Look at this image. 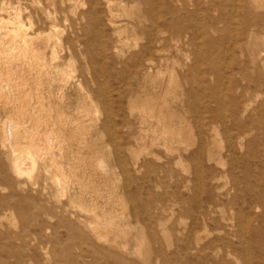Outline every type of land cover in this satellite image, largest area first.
Listing matches in <instances>:
<instances>
[{
    "label": "rangeland",
    "instance_id": "rangeland-1",
    "mask_svg": "<svg viewBox=\"0 0 264 264\" xmlns=\"http://www.w3.org/2000/svg\"><path fill=\"white\" fill-rule=\"evenodd\" d=\"M52 1L53 0H43V2L37 3L35 0H19V3H21L20 5L18 0H0V8L1 5L4 4L6 11L5 13L4 9H0V50H2V52L6 51V53H8V49H12V46L13 48H18H16L17 52L20 51L18 40L17 44L19 45L16 43L14 44L12 41H9L11 36L7 35L9 32L8 29L12 28V26L18 27V25L22 24L23 31L29 35L33 34L31 36L33 37L32 40L34 39V36H37L35 32H39V34L42 30L44 32H41L40 39H37L39 38V36H37L33 42L30 37L28 44V47L30 48L28 56H30V54L31 56L38 55V60L40 59L39 61L37 59V61L31 60V62L27 64L22 60V62H20L19 59L15 60L12 57L10 59L8 58V63L10 61L11 63L9 64H12L11 66L14 67L11 68L10 65V68L8 66L5 67V65H8L5 64L0 68L1 72L2 68L4 70L2 72V78L3 76L11 78L14 75L15 79L12 77V82L15 80L14 83L19 85L20 90L22 89L20 93L24 94L25 92L28 100H30L28 101L26 97V102H23L22 104H18L19 102H17V104H15L17 108L15 105L14 108L11 103L9 105L5 103V101H3V103L0 102V153L8 148H3L2 145H12L16 148H23L24 145L28 143L25 132L31 133L38 131V137L41 141L39 143H41L42 146L46 145L44 136L51 134L53 142H56L53 145L54 148H52L51 153H53L56 163L60 165V178L67 181L65 187L66 195H58V193L55 192L58 187H46V190H52V195L54 196H51L48 201H46L43 196L42 199L37 198L36 201H34V204H29V202L19 199L17 196L13 197V195L11 197L13 194L12 190L10 187L8 188V184L0 179L2 182V184L0 182V213H2L0 217V264H111L108 260L103 258L100 259L98 255L93 254L92 248L87 247L80 242L79 236L71 235V233L68 234L69 232L64 226L62 227V225H58L57 218H48L40 212L39 209L45 207L50 208L56 204L57 201L67 204L69 199H72L74 205L77 207L86 210L91 208L94 209L96 207L94 211L99 215L106 213L107 210L109 211L111 208L118 209L119 211L123 210L126 214H129L132 211V202L127 196L130 191H138L141 200H144V202H150V211H148L150 215H156L155 209L157 207L163 210L160 216L167 227V232H169H166L165 235L158 234L156 236V242L149 240L150 244L147 243V247H145L144 251L147 252L145 258L149 259L148 264H162V260L159 263H155V258H157L156 253L160 250L168 256L172 264H184V262L186 263V260L188 263L198 262L199 264H246V259H248L249 262L252 261L250 264H264V218L262 217L264 214V106H262L264 104V70L260 72L262 77L252 73L251 70L248 71V75L250 78L252 77V80H257V77L259 79L261 78V80H257L260 84L258 90L253 88L245 89L246 81L242 79L241 75H239L240 78H238V71L243 66L242 62L247 60V55L240 54L238 50L234 53L231 52L230 54L232 49L231 41H229L228 33H224L225 30L223 31V29L231 26L228 19L230 15L233 16L232 8L234 5L232 0H199L201 3L197 7H195L196 5H193L195 4V0H180L179 2H177V0H169V4H172L176 10L173 18H179V32L171 29L163 35V37L167 39L173 37V40L168 41L166 51L158 52L156 54L153 69L150 73L151 76L147 79H143L144 77L142 74L136 75L137 68L133 67L132 64H134V59L131 57L133 53L138 52L141 49L140 47L145 44V37L142 33L147 27H149V21L146 19V16H148L149 13L147 5L138 1L135 2L134 0H110L111 6L106 5V0H97L94 3L89 0ZM101 1L103 5L102 3H99ZM51 2L52 4L54 3V5H52ZM15 3L20 5V7L22 6L21 10L23 9L21 11L23 16L21 15L22 18L20 16V19L22 20H20V23L12 18L14 16L12 6H16ZM219 4L221 6H219ZM42 6L49 12H52V16L55 15V29H58L55 31H57L56 33L59 32L56 34L57 36L53 34V31L47 26L45 27L40 24V27H38L39 23L37 17L39 18L40 13L37 12V9ZM181 7L185 8V10H181ZM102 9L103 12H101ZM107 9L110 10V12ZM194 9L195 12L193 11ZM89 11H91V13ZM157 11H159V16H166L168 18L172 17L168 15L163 8L158 9ZM53 12H55V14ZM109 14L113 15V18ZM237 14L238 15L235 17H238L237 20L242 22H245V19L247 20V15L243 12L240 11ZM189 15L192 18L190 19L193 20L192 22L189 20ZM239 16L243 20L239 19ZM199 20H201V23ZM213 20L218 29V32L216 33L211 30V26H215ZM110 23H112V25ZM113 25H116V27ZM23 26L27 29L25 30ZM35 28L39 31L37 32ZM236 28L237 25H233L232 31L235 32ZM44 30L47 31L45 32ZM3 36H7V38L4 39ZM54 38L59 39L56 40ZM209 38L211 41L214 40L212 44L210 43L211 41H209ZM259 38L257 39L258 45H264V38L262 36ZM66 39H69L71 43L69 40L66 41ZM55 41H59L58 43L60 44L58 45ZM30 42H32L33 45ZM214 44L217 47L214 46ZM67 45L69 47L68 49L66 48ZM108 47L109 49H107ZM213 47H215V49H213ZM34 48L37 49L36 52ZM62 48H64V50H62ZM32 49H34V51ZM106 49L108 51H106ZM115 50L118 52H115ZM104 51L106 53H104ZM66 52L71 54H67ZM211 52L216 54V56L214 54L212 55ZM109 55L110 58H108ZM5 56L4 59H7L8 55ZM52 57H56L57 61H53ZM161 58H168V64L166 61L160 60ZM66 59H68V62L70 60V62H65ZM13 60L14 63H12ZM50 61L53 62L51 63ZM18 62H20V64ZM123 62L125 65H123ZM58 63L60 65H58ZM113 63L115 65H113ZM38 64L45 66L46 75L44 72L37 77L36 70L38 69ZM21 66L22 68H20ZM25 66L28 67L23 69ZM6 68L8 70H6ZM57 68H61L60 70L64 68L66 72H71V76H74L73 79L67 78L66 80V76L63 75L66 74V72L63 70L60 71ZM113 68H115V70ZM209 68L210 70L207 71ZM121 69L124 70L122 71ZM206 71H210L209 76L206 74ZM22 73L25 75H22ZM171 75L173 77V83H170ZM17 76L18 78L20 77L19 80H17ZM23 76L25 78H23ZM26 76H29L30 79ZM136 77L139 80L136 79ZM198 77L203 78L205 82L206 79L207 82H210H208L209 84H207V82L205 83L207 85L205 88L207 91L204 90V93H201V91L197 93L193 90L194 85L191 84V81H194V78ZM205 77L207 78L205 79ZM182 78L184 79L182 80ZM26 79L27 83L32 88L29 89V85L27 87V83L24 82ZM38 79L41 83L38 82ZM134 79L137 81V85H135L136 81ZM187 80L190 84H187ZM18 81L19 83H17ZM138 81H140V83ZM45 82L50 85H47ZM236 82L239 83L234 86ZM261 82H263V85ZM35 83L36 86H38L37 89L35 88ZM39 84L43 87H40ZM23 86L25 87V90ZM63 87L64 89H61ZM209 87L213 89H210ZM39 88L41 92L39 91ZM190 88H192V90ZM215 88L218 89V92L222 93L225 103L224 110L227 112V114L225 113L226 116L231 112L233 104H247V101L245 100H247V98L249 99V112L244 113V115L242 113V115H240V113L237 114V116L239 115V118L241 117V123L243 124L245 122L249 127L246 133L239 136L238 128L233 126L229 120L225 121L226 125H222L219 122H212L210 119V125L208 124L209 122H206L209 118L208 115H210L209 108L215 109L216 107V100H214L213 97L217 94ZM37 90L38 93L40 92L39 94H37ZM167 90L170 92L169 94ZM233 90H237L234 92H237V96L241 93L244 94L245 91L247 93L244 95L245 97L243 99H238L239 97L233 99ZM34 93L35 95H33ZM259 93L260 95H257ZM118 94H122V96H119ZM37 97L41 100H38ZM116 97L118 98L116 99ZM196 97L203 99L201 101L207 106V109L204 112V116L207 118L205 120L206 124L204 123L205 125L201 129V134H199L200 132L197 124H195L197 114L193 112L194 107L197 106ZM228 97L231 100H229ZM34 98L37 99L35 100ZM49 98L51 100H49ZM189 99L193 100L191 101ZM211 99L212 101H210ZM32 100L35 102V106L33 105ZM158 100H161V102H158ZM259 100H261V102ZM107 101H109L108 107H110L109 112L111 118V126L109 123L108 127L105 126V121L108 118V110H106ZM27 102L33 105L35 109L38 108L34 110L29 103L26 104ZM37 103L39 106H36L38 105ZM40 106L43 108L41 107L39 110ZM212 106L213 108H211ZM18 110L20 113H18ZM150 110L155 117H157V115L163 116L165 122L162 123V125H164L167 130L171 129L170 133L167 134L168 136L164 139H159L160 141L155 139V134L157 133L156 135L159 137L158 135L162 129L160 128L161 126H157L156 128V119L151 120V126L149 125L150 122L145 125H140L139 123V115H147ZM188 110H190L191 113L188 114ZM156 111H158V114ZM165 112L168 116L167 114L165 116ZM261 112L262 115L260 116ZM47 114H49L50 117ZM248 114L251 116V120H257L258 126L256 127H259L258 130H255L254 127H251L250 129ZM39 116L42 117L40 118ZM186 117L187 119H185ZM63 119L66 120H64V123ZM49 120L52 122L50 123ZM182 120L184 121L181 122ZM53 121L55 122L54 124ZM10 123L17 124L18 129L13 128V136L8 138L5 134L9 131ZM60 123H62V125ZM21 125L23 127H21ZM208 126H211L212 128L210 127V129ZM149 127L150 129L156 128V130L153 129L154 131H152L151 129L149 131ZM27 128L28 131L26 130ZM258 139L260 141H258ZM164 140L166 141V144L164 143ZM251 142L254 143L249 145ZM255 143H257L258 146H255ZM56 144H59L60 146L58 147L62 146V148H56ZM168 144H171V146ZM165 147L169 150H166ZM231 148L234 149L232 150ZM230 149L231 152H228ZM230 153L231 155L233 153V157ZM258 154L262 155V158ZM251 155L252 159L254 158V163H252ZM187 156L190 160H188ZM243 156L244 159H241ZM49 157L50 156H47V159ZM210 159L212 160L210 161ZM135 163H137L136 168ZM44 164L39 162L41 168L34 178L37 183L36 186H41L46 180H48L44 174ZM253 165L254 167H252ZM125 168L129 171L128 176H126ZM197 169L200 170L201 173H198L199 171ZM255 176L256 178H254ZM257 184H259V186ZM203 189H205V192L202 191ZM29 191V196L35 198V192L33 190ZM47 193H49V191ZM204 194L207 195L205 196ZM134 201L137 206H140L139 211L144 217H142L143 219H138V226L144 227V224L147 223L149 214L145 212L144 207H141L136 200ZM251 204L252 207L250 206ZM261 206L263 208H261ZM252 208H254V210ZM183 210H185V212ZM189 210L190 212L197 211L196 213H199V221H197V224L194 223ZM204 214L206 215L203 216ZM200 215L203 216L204 219L200 217ZM261 217L263 218V223L261 222ZM130 220L134 221L135 219L134 217H130ZM211 220H213L214 223ZM203 221L205 224H202ZM43 222L51 225L52 229H40L39 226L42 225ZM258 223L260 226H258ZM193 229L195 230L194 233L202 238L201 244L213 242V245L216 247L207 248L204 251L205 253H199L197 254L198 256L194 255V250L188 252L184 251V254L183 252H180L181 254L179 253L178 256H176V247L181 248L183 244L181 238L183 235L186 236V234L188 235L190 232L192 233ZM241 231L247 237H245L244 234H239ZM148 233L149 230L144 229V235L148 237ZM166 240L169 241L166 242ZM166 243L170 244L167 245ZM151 245L153 246L151 247ZM157 247L160 248V250L157 249ZM259 252L260 254H258ZM183 259L185 260L183 261ZM135 264L142 263L136 261Z\"/></svg>",
    "mask_w": 264,
    "mask_h": 264
},
{
    "label": "bare ground",
    "instance_id": "bare-ground-1",
    "mask_svg": "<svg viewBox=\"0 0 264 264\" xmlns=\"http://www.w3.org/2000/svg\"><path fill=\"white\" fill-rule=\"evenodd\" d=\"M54 1V0H53ZM52 1V2H53ZM89 1H92L93 3L94 2H96L97 0H89ZM123 1V0H122ZM135 2L136 1H138V2H141L142 4H145V5H147L148 6V9H149V13H148V16H146L147 18L146 19H148V21H149V27H147L144 31H143V35H144V37H145V44H143L142 45V47H140L141 49L138 51V52H136V53H133L132 55H131V57L134 59V64H132L133 65V67H135V68H137V71H136V75L137 74H142V76L144 77L143 79H147V78H150V73H151V70L153 69V65H154V62H155V56H156V54L159 52H163V51H166L167 50V43H168V41H171V40H173V37H170V38H164L163 37V35L164 34H166V32H169V30H171V29H173L174 31H176V32H179L178 30H179V28H178V25L180 24L179 23V18L178 19H176V18H173L174 17V14H175V9H174V7L172 6V4H169L170 3V1L169 0H134ZM176 1V0H175ZM180 0H177V2H179ZM211 1V0H210ZM14 2V1H13ZM12 2V3H13ZM17 2V1H16ZM35 2H37V3H41V2H43V0H35ZM52 2H51V4H52ZM126 2V1H125ZM195 2V4H193V5H196L195 7H197L201 2L199 1V0H195L194 1ZM232 2H233V8H232V10H233V12H232V14H233V16H229V21H230V25L233 27V25H237V28L235 29L236 31L235 32H233L232 31V27L230 26H228V24H227V28H225V29H223V31H224V33H228V35H229V41H231L230 43H231V51H230V54H231V52L232 53H234L235 51H237L238 50V52L240 53V54H245V55H247V57H246V59L247 60H245V61H243L242 62V64H243V66H242V68L241 69H239V71H238V78H240L239 77V75H241L242 76V79L243 80H245L246 81V87H245V89H251V88H253V89H257L258 90V87H260V84L258 83V81L259 80H261V78L259 79L258 77H257V75L259 76L260 75V72L262 71V70H264V45H262V46H259L258 45V43H257V39L259 38V37H263L264 38V0H232ZM18 3H19V0H18ZM99 3H102V1L101 2H99ZM98 3V4H99ZM16 4V3H15ZM20 5H21V3H19ZM121 4V3H120ZM20 5H18V4H16V6L15 5H13L12 6V9H13V11H14V16L12 17V18H14L16 21H18V23H20V16L22 15L23 16V14H21L22 12V10H21V8H22V6L20 7ZM42 5V4H41ZM52 5H54V3L52 4ZM94 5V4H93ZM97 5V4H96ZM102 5H103V3H102ZM106 5L108 6V5H110L111 6V4H110V0H106ZM213 5V4H212ZM90 6V5H89ZM109 6V7H110ZM219 6H221L220 4H219ZM219 6H218V8H219ZM11 7V6H10ZM54 7V6H53ZM100 7H101V5H100ZM26 8V7H25ZM92 8V7H91ZM107 8V7H106ZM164 9L165 10V12L168 14V15H170V16H172V17H170V18H168V17H166V16H159L158 15V12L159 11H157L158 9ZM193 8H194V6H193ZM199 8H201V7H199ZM0 9H4V11H5V5L4 4H2L1 5V8ZM53 9V8H52ZM94 9V8H93ZM109 9V8H108ZM107 9V10H108ZM181 10H185V8H180ZM26 10V9H25ZM92 10V9H91ZM95 10V9H94ZM94 10H93V12H94ZM220 10V9H219ZM12 11V12H13ZM96 11V10H95ZM99 11V10H98ZM109 12H110V10H108ZM163 11V10H162ZM194 12H195V9L193 10ZM243 12L244 14H246L247 15V20L245 19V22H242V21H239V20H237V18H235L238 14V12ZM37 12L38 13H40V15H39V18L37 17V21H38V27H40V24L42 25V26H47V27H49V29L51 30V31H53V34H58V33H56L57 31H55V30H58V29H55V22H56V20H55V15H53L52 16V12H49L45 7H40L39 9H37ZM90 13H91V11H89ZM101 12H103V9H102V11ZM145 12V11H144ZM185 12V11H184ZM5 13H6V11H5ZM54 14H55V12H53ZM88 13V12H87ZM95 14V13H94ZM98 14V13H97ZM111 14H112V12H111ZM164 14V13H163ZM185 14H186V12H185ZM199 14V13H198ZM96 15V14H95ZM110 15V14H109ZM166 15V14H165ZM187 15V14H186ZM22 16H21V18H22ZM112 18H113V15H110ZM193 16H194V14H193ZM192 16V17H193ZM241 16V15H240ZM239 16V17H240ZM243 16V15H242ZM110 17V18H111ZM186 17V16H185ZM184 17V18H185ZM189 17V20H191L192 18L190 17V15L188 16ZM195 17H196V14H195ZM194 17V18H195ZM222 17H223V15H222ZM191 18V19H190ZM224 18V17H223ZM222 18V19H223ZM185 19H187V18H185ZM221 19V18H220ZM225 19V18H224ZM239 19H242L241 17L239 18ZM94 20V19H93ZM112 20V19H111ZM114 20V19H113ZM243 20V19H242ZM22 21V20H21ZM95 21V20H94ZM146 21V20H145ZM193 20H191V22H192ZM195 21H197V20H195ZM200 21V23H201V20H199ZM214 21V20H213ZM220 21H222V20H220ZM12 22H14V21H12ZM11 22V23H12ZM92 22V21H91ZM108 22H110V21H108ZM108 22H106V23H108ZM113 22V21H112ZM185 22V21H184ZM184 22H182V23H184ZM217 22V21H216ZM10 23V24H11ZM97 23V22H96ZM105 23V24H106ZM148 23V22H147ZM181 23V24H182ZM189 23V22H188ZM222 23V22H221ZM13 24V23H12ZM111 25H112V23H110ZM114 24V23H113ZM130 24V23H129ZM132 24V23H131ZM195 24V23H194ZM214 25H215V21H214V23H213ZM217 24V23H216ZM33 25H34V23H33ZM117 25V24H116ZM116 25H113V26H115L116 27ZM140 25V24H139ZM201 25V24H200ZM210 25H211V23H210ZM225 25V24H224ZM28 26V25H27ZM31 26V25H30ZM35 26V25H34ZM97 26H98V24H97ZM203 26H204V24H203ZM207 26H209V25H207ZM226 26V25H225ZM1 27V26H0ZM33 27V26H32ZM210 27V26H209ZM224 27V26H223ZM23 28L26 30L27 28H25L24 26H23ZM200 28V27H199ZM36 29V28H35ZM34 29V30H35ZM44 29H46V28H44ZM48 29V28H47ZM1 30V29H0ZM181 30V29H180ZM211 30L212 31H214L215 33L216 32H218V29H217V27H216V25L214 26V27H212L211 26ZM8 34L7 35H10L11 36V39L9 40V41H12L14 44L16 43L17 44V40H18V42H19V44H20V51L19 52H17L16 51V48L14 47L13 48V46H12V49L11 48H9L8 49V53H6V51L5 52H2V50H0V68L2 67V65H5V64H8V65H5V67H9V63H11L10 61H9V63H8V58L10 59V58H12L13 57V59H19L20 60V62H22V61H24V62H26L27 64L28 63H30L31 62V60H38V55L36 56H31V54H30V56H28L29 55V47H28V44H29V41H30V37L33 35V34H31V35H29V34H27L25 31H23L22 30V24L21 25H18V27L16 26V27H13L12 26V28H10V29H8ZM36 31L38 32L39 30H37L36 29ZM41 31V30H40ZM45 31V30H44ZM47 31V30H46ZM45 31V32H46ZM137 31V30H136ZM142 31V30H141ZM2 32V31H1ZM33 32V31H32ZM42 33H44L43 32V30L41 31ZM41 32H40V34H39V32L38 33H36L35 32V34L37 35V36H39V38H37V39H40V35H41ZM51 33V32H50ZM202 33V32H201ZM208 33H209V30H208ZM2 35V34H1ZM136 35H138V34H136ZM207 35V34H206ZM37 36H34V39L32 40V38L33 37H31V40H32V42L35 40V37H37ZM54 36V35H53ZM57 36V35H56ZM58 36H60V35H58ZM107 36V35H106ZM139 36V35H138ZM4 37V39L5 38H7V36L5 37V36H3ZM9 37V36H8ZM43 37V36H42ZM205 37V36H204ZM208 37V36H207ZM206 37V38H207ZM0 38H1V36H0ZM57 38V37H56ZM56 38H54V39H56ZM69 38V37H68ZM107 38V37H106ZM205 38V39H206ZM59 39V38H58ZM58 39H56V40H58ZM210 39V38H209ZM208 39V40H209ZM220 39V38H219ZM260 39V38H259ZM62 40V39H61ZM67 40H69V39H66V41ZM108 40V39H107ZM213 40V39H212ZM218 40V39H217ZM221 40V39H220ZM264 40V39H263ZM207 41V40H206ZM209 41H211V39L209 40ZM214 41V40H213ZM213 41H211L210 43L212 44V42ZM222 41V40H221ZM32 42H30V43H32ZM55 42H57V44L59 45L60 43H58L59 41H55ZM69 42H70V40H69ZM116 42V41H115ZM135 42V41H134ZM208 42V41H207ZM217 42V41H216ZM216 42H215V44H216ZM264 42V41H263ZM11 43V42H10ZM62 43H63V41H62ZM66 44H68L67 42H65ZM64 43V44H65ZM71 43V42H70ZM12 44V43H11ZM13 44V45H14ZM19 44H17V45H19ZM53 44H54V42H53ZM108 44V43H107ZM204 44V43H203ZM208 44V43H207ZM214 44V46H216ZM32 45H33V43H32ZM55 45H56V43H55ZM69 45V44H68ZM68 45H67V49L69 48L68 47ZM105 46V45H104ZM109 46V45H108ZM136 46V45H135ZM134 46V47H135ZM161 46V47H160ZM230 46V45H229ZM53 47V46H52ZM106 47V46H105ZM110 47V46H109ZM109 47L107 48V49H109ZM207 47V46H206ZM209 47V46H208ZM212 47V46H211ZM217 47V46H216ZM58 48V47H57ZM70 48H71V46H70ZM111 48V47H110ZM113 48V47H112ZM116 48V47H115ZM114 48V49H115ZM18 49V48H17ZM35 49V52H36V48H34ZM34 49H32L33 51H34ZM54 49V48H53ZM59 49H60V47H59ZM66 49V50H67ZM106 49V51H108ZM213 49H215V47H213ZM55 50V49H54ZM62 50H64V48H62ZM72 50V49H71ZM220 50V49H219ZM117 50H115V52H116ZM209 51V50H208ZM214 51V50H213ZM212 51V52H213ZM217 51V50H216ZM68 52H69V50H68ZM118 52V51H117ZM211 52V53H212ZM219 52V51H218ZM52 53H53V51H52ZM67 53V52H66ZM73 53V52H72ZM88 53V52H87ZM86 53V54H87ZM104 53H106L105 51H104ZM119 53H120V51H119ZM118 53V54H119ZM209 53H210V51H209ZM208 53V54H209ZM214 53H215V51H214ZM214 53H212V55L214 54ZM217 53V52H216ZM36 54V53H35ZM56 54V53H55ZM67 54H71V53H67ZM219 54V53H218ZM5 55H8L7 56V59H4V56ZM74 55V54H73ZM215 56H216V54H214ZM53 56V55H52ZM54 56H56V55H54ZM57 56H58V54H57ZM56 56V57H57ZM66 56V55H65ZM75 56V55H74ZM207 56H209V55H207ZM244 56V55H243ZM56 57H52V60L53 61H55L57 58ZM69 57V56H68ZM67 57V58H68ZM112 57V56H111ZM235 57V56H234ZM5 58H6V56H5ZM39 58H41V57H39ZM42 58H43V56H42ZM45 58V57H44ZM108 58H110V55H109V57ZM107 58V59H108ZM208 58V57H207ZM210 58V57H209ZM65 59V58H64ZM132 59V60H133ZM198 59V58H197ZM197 59H195V60H197ZM200 59V58H199ZM233 59V58H232ZM12 60V59H11ZM22 60V61H21ZM36 60V61H37ZM40 60V59H39ZM38 60V61H39ZM60 60V59H59ZM160 60H164V61H166L167 62V64H168V58H161ZM194 60V61H195ZM209 60V59H208ZM235 60V59H234ZM36 61H35V65H36ZM52 61V62H53ZM57 61V60H56ZM62 61V60H61ZM65 61V60H64ZM174 61H175V59H174ZM236 61V60H235ZM20 62H18L19 64H20ZM41 62V61H40ZM45 62V61H44ZM51 62V61H50ZM51 62V63H52ZM60 62V61H59ZM65 62H67V63H69L70 62V60H69V62H68V59H66V61ZM122 62V61H121ZM198 62V61H197ZM232 62H233V60H232ZM12 63H14V60H13V62ZM34 63V62H33ZM33 63H32V65H33ZM38 63V62H37ZM42 63V62H41ZM61 63H63V62H61ZM111 63H112V61H111ZM120 63V62H119ZM126 63V62H125ZM23 64V63H22ZM21 64V65H22ZM197 64V63H196ZM206 64H209V63H206ZM233 64H235V63H233ZM12 65V64H11ZM10 65V67L12 68V67H14V66H11ZM24 65V64H23ZM22 65V66H23ZM26 65V64H25ZM31 65V66H32ZM43 65H44V63H43ZM43 65H40V64H38V69L36 70V74H37V77H39L42 73H44L45 72V66H43ZM57 65V64H56ZM58 65H60L59 63H58ZM113 65H115L114 63H113ZM120 65V64H119ZM123 65H125L124 64V62H123ZM22 66L20 67V68H22ZM30 66V67H31ZM62 66V65H61ZM166 66V65H165ZM211 66H213V65H211ZM4 67V68H5ZM9 67V68H10ZM18 67H19V65H18ZM28 66H25V67H23V69H25V68H27ZM48 67V66H47ZM126 67V66H125ZM194 67V66H193ZM192 67V68H193ZM207 67V66H206ZM215 67V66H214ZM50 68V67H49ZM55 68H56V66H55ZM127 68H128V66H127ZM191 68V67H190ZM14 69V68H13ZM19 69V68H18ZM34 69V68H33ZM58 70H60L61 68H57ZM114 70H115V68H113ZM120 69V68H119ZM213 69V68H212ZM214 69H216V68H214ZM235 69V68H234ZM237 69H238V67H237ZM6 70H8L7 68H6ZM5 70V71H6ZM12 70V69H11ZM57 70V71H58ZM63 71H65L64 70V68L62 69ZM62 70H60V71H62ZM67 70V69H66ZM68 70H70V69H68ZM113 70V71H114ZM122 70V69H121ZM124 70V69H123ZM122 70V71H123ZM129 70V69H128ZM134 70H136V69H134ZM157 70V69H156ZM156 70H155V72H156ZM191 70V69H190ZM206 70V69H205ZM208 70H210V68L209 69H207V71ZM217 70V69H216ZM236 70V69H235ZM249 70H251L252 71V73H254V74H257L256 75V79L258 80H252L250 77H249V75H248V71ZM4 70H3V68H2V72H3ZM14 71V70H13ZM16 71V70H15ZM26 71V70H25ZM30 71V70H29ZM29 71H27V72H29ZM33 71V70H32ZM31 71V72H32ZM206 71V74L209 76V72H207ZM219 71H221V70H219ZM1 71H0V102L1 103H3V101H5V103H7V104H9L10 105V103L13 105V107H14V105L15 104H17V102H19L18 104H22L23 102H26V95H25V92H24V94L23 93H20V91L22 90H20L19 88V85L18 84H15L14 83V81L12 82V80H11V78L12 77H14V75L11 77V78H7L6 76H3V78H2V73ZM7 72V71H6ZM10 72V71H9ZM8 72V73H9ZM23 72V71H22ZM66 72V71H65ZM119 72L121 73V71L119 70ZM127 72V71H126ZM133 72V71H132ZM132 72H131V75H132ZM165 72H166V70H165ZM164 72V73H165ZM12 73V72H11ZM16 73V72H15ZM20 73V72H19ZM55 73H56V69H55ZM61 73V72H60ZM59 73V74H60ZM71 72H66V74H63L64 76H66V80H67V78L68 79H73V77L71 76V74H70ZM191 73V72H190ZM212 73V72H211ZM211 73H210V75H211ZM214 73H215V71H214ZM218 73V72H217ZM4 74H5V72H4ZM33 74V73H32ZM31 74V76L33 77V75ZM48 74V73H47ZM51 74V73H50ZM156 74V73H155ZM170 74H172V73H170ZM186 74V73H185ZM184 74V75H185ZM192 74H193V72H192ZM263 74V73H262ZM6 75V74H5ZM11 75V74H10ZM22 75H25V74H23L22 73ZM30 75V74H29ZM35 75V74H34ZM45 75H46V72H45ZM56 75V74H55ZM58 75V74H57ZM48 76V75H47ZM160 76V75H159ZM187 76V75H186ZM191 76V75H190ZM207 76V77H208ZM261 76V75H260ZM6 77V78H5ZM27 77V76H26ZM42 77H43V75H42ZM60 77H62V76H60ZM138 77V76H137ZM136 77V79H138ZM152 77H153V74H152ZM157 77V76H156ZM171 78H170V83H173V77H172V75L170 76ZM207 77H205V79L207 78ZM212 77H213V74H212ZM237 77V76H236ZM262 77V76H261ZM5 78V79H4ZM17 78H18V76H17ZM16 78V79H17ZM23 78H25L24 76H23ZM27 78H29L30 79V77L28 76ZM44 78V77H43ZM185 78V77H184ZM184 78H182V80L184 79ZM187 78H188V76H187ZM191 78V77H190ZM215 78V77H214ZM255 78V77H254ZM14 79H15V77H14ZM20 79V77L17 79V80H19ZM33 79H35V78H33ZM186 79V78H185ZM192 79V78H191ZM212 79V78H211ZM16 80V81H17ZM36 80H37V78H36ZM65 80V81H66ZM135 80V79H134ZM139 80V79H138ZM189 80V79H188ZM187 80V81H188ZM239 80V79H238ZM21 81H22V79H21ZM69 81V80H68ZM128 81V80H127ZM136 81V80H135ZM175 81H177V80H175ZM190 81V80H189ZM187 82V84L189 83L190 84V82ZM193 81V80H192ZM192 81H191V84H193L194 85V87H193V90L195 91V92H200L201 91V93H204V90H206L205 88H206V82H207V79H206V82L204 81V79L203 78H194V81H193V83H192ZM214 81V80H213ZM234 81V80H233ZM240 81V80H239ZM244 81V82H245ZM24 82H26L27 83V79L24 81ZM29 82V81H28ZM37 82V81H36ZM38 82L39 83H41L40 81H39V79H38ZM43 82V81H42ZM139 83H140V81H138ZM209 82V81H208ZM207 82V84H209ZM17 83H19V81L17 82ZM22 83V82H21ZM25 83V84H26ZM46 83V82H45ZM103 83V82H102ZM129 83V82H128ZM163 83V82H162ZM166 83H167V81H166ZM175 83V82H174ZM222 83V82H221ZM237 83H239V82H236L235 84H234V86L235 85H237ZM263 82H261V84H262ZM47 84V83H46ZM59 84V83H58ZM61 84H62V82H61ZM127 84V83H126ZM168 84V83H167ZM215 84V83H214ZM24 85V84H23ZM27 85V87H28V83L26 84ZM35 86H36V83L34 84ZM33 85V86H34ZM37 85H38V83H37ZM45 85V84H44ZM47 85H50V84H47ZM135 85H137V81H136V84ZM169 85H171V84H169ZM176 85V84H175ZM243 85V84H242ZM263 85V84H262ZM34 86V87H35ZM39 86H40V84H39ZM244 86V85H243ZM264 86V85H263ZM24 87V86H23ZM23 87H21V88H23ZM26 87V88H27ZM33 87V88H34ZM37 87L38 86H36L35 88L37 89ZM40 87H43V86H40ZM58 87V86H57ZM81 87V86H80ZM169 87V86H168ZM171 87V86H170ZM211 87V86H210ZM209 87V88H210ZM215 87V86H214ZM238 87V86H237ZM30 88H32V87H30V85H29V89ZM34 88V89H35ZM49 88V87H48ZM129 88H130V86H129ZM222 88V87H221ZM235 88V87H234ZM241 88H242V86H241ZM264 88V87H263ZM33 89V90H34ZM61 89H64V87L63 88H61ZM60 89V90H61ZM132 89V88H131ZM130 89V90H131ZM165 89V88H164ZM191 90H192V88H190ZM210 89H213V88H210ZM209 89V90H210ZM216 89V88H215ZM238 89V88H237ZM253 89H252V91H253ZM24 90H25V87H24ZM42 90H44V89H42ZM59 90V89H58ZM129 90V91H130ZM217 90V94H215L213 97H214V100H216V107H215V109H210L209 108V113H210V115H208V120L206 121V122H209V119L212 121V122H219V123H221L222 125L224 124V125H226L225 124V121H227V120H229V122L233 125V126H235V127H237L238 128V131H239V133H238V135L240 136V135H242V134H244V133H246L247 131H248V129H249V127H248V125L245 123H241V120H240V118H239V115L237 116V114H239L240 113V115H244V113H247V112H249L248 111V109H249V107L250 106H248V101H249V99L247 98V100H245V101H247V104L246 103H244L243 105H241V104H236L235 102V104H233L232 105V109H231V112L228 114V116H226V114H227V112H225V110H224V105H225V103H224V99H223V96H222V93H220V92H218V89H216ZM29 91V90H28ZM27 91V92H28ZM36 91V90H35ZM39 91L41 92V90H40V88H39ZM172 91V90H171ZM207 91V90H206ZM235 91H237V90H235ZM234 90H233V92H232V94H234L232 97H233V99H235V98H238V99H240V98H244L245 96V94L247 93L246 91H245V93L243 94V93H241L240 95H238L237 96V92L236 93H234L235 92ZM248 91V90H247ZM26 92V93H27ZM39 92V93H40ZM50 92V91H49ZM58 92V91H57ZM133 92H134V90H133ZM132 92V93H133ZM164 92H165V90H164ZM167 92H168V94L170 93L168 90H167ZM222 92V91H221ZM240 92V91H239ZM29 93V92H28ZM27 93V94H28ZM38 93V90H37V94H39ZM131 93V92H130ZM214 93V92H213ZM249 93H251V92H249ZM257 93H258V91H257ZM32 94V93H31ZM43 94V93H42ZM57 94V93H56ZM165 94V93H164ZM208 94H209V92H208ZM239 94V93H238ZM262 94V93H261ZM33 95H35V93L33 94ZM50 95H51V93H50ZM55 95V94H54ZM103 95V94H102ZM119 95V94H118ZM159 95V94H158ZM190 95V94H189ZM252 95H253V93H252ZM257 95H260V93L259 94H257ZM38 96H40V95H38ZM52 96V95H51ZM59 96H60V93H59ZM119 96H122V94H120ZM124 96V95H123ZM164 96V95H163ZM163 96H162V98H163ZM186 96H187V93H186ZM201 96V95H200ZM31 97V96H30ZM50 97V96H49ZM53 97V96H52ZM55 97V96H54ZM201 97H203V96H201ZM226 97V96H225ZM259 97V96H258ZM263 97V96H262ZM32 98V97H31ZM30 98V99H31ZM38 98V97H37ZM36 98V99H37ZM45 98V97H44ZM47 98V97H46ZM51 98V97H50ZM49 98V100H51ZM59 98V97H58ZM118 97H116V99H117ZM136 98V97H135ZM200 98V97H199ZM198 97H196V103H197V106H195L194 107V113H196L197 114V118H196V123L195 124H197V127H198V130H199V134H201V129L203 128V126L206 124V122H205V120L207 119V118H205L206 116H204V112L206 111V109H207V106L201 101V100H203V99H199ZM207 98V97H206ZM227 98V97H226ZM229 98V97H228ZM33 99V98H32ZM35 99V98H34ZM35 99V100H36ZM40 98H38V100H39ZM42 99H43V97H42ZM119 99H120V97H119ZM246 99V98H245ZM258 99V98H257ZM27 100H28V97H27ZM41 100V99H40ZM46 100H48V99H46ZM111 100V99H110ZM109 100V101H110ZM115 100V99H114ZM130 100V99H129ZM189 100H191V99H189ZM193 100V99H192ZM191 100V101H192ZM229 100H231L230 98H229ZM28 101H30V100H28ZM109 101H107L106 102V110H108V118L106 119V121H105V126H107L108 127V125H109V123H110V126H111V122H110V112H109V108L110 107H108V105H109ZM162 101L164 102V100L162 99ZM195 101V100H194ZM210 101H212V99L210 100ZM239 101V100H238ZM244 101V100H243ZM260 102H261V100H259ZM32 102H33V100H32ZM48 102V101H47ZM158 102H161V100L159 101L158 100ZM162 102V103H163ZM188 102V101H187ZM226 102V101H225ZM29 102H27L26 104H28ZM34 103L35 102H33V105H34ZM207 103V102H206ZM233 103V102H232ZM240 103V102H239ZM38 104V103H37ZM49 104V103H48ZM117 104V103H116ZM159 104V103H158ZM263 104V103H262ZM9 105H8V107H9ZM29 105L30 106H32L33 107V105H31L30 103H29ZM50 105V104H49ZM118 105V104H117ZM122 105V104H121ZM152 105V104H151ZM163 105V104H162ZM188 105V104H187ZM251 105V104H250ZM258 105V104H257ZM18 106V105H17ZM26 106V105H25ZM30 106H29V108H30ZM35 106V105H34ZM36 106H39V104L38 105H36ZM190 106H191V104H190ZM194 106V105H193ZM228 106H229V104H228ZM262 106H264V104L262 105ZM13 107H11V108H13ZM15 107H16V105H15ZM14 107V108H15ZM19 107H20V105H19ZM28 107V106H27ZM42 106H40L39 107V110H40V108H41ZM141 107V106H140ZM227 107V106H226ZM5 108H6V106H5ZM10 108V109H11ZM13 108V109H14ZM17 108V107H16ZM25 108V107H24ZM29 108H27V109H29ZM34 108V107H33ZM38 108V107H37ZM36 108V109H37ZM43 108V107H42ZM46 108V107H45ZM117 108V107H116ZM145 108H146V106H145ZM144 108V109H145ZM211 108H213V106L211 107ZM26 109V108H25ZM31 109V108H30ZM29 109V110H30ZM35 108H34V110H36ZM163 109H164V107H163ZM167 109H168V107H167ZM182 109H183V107H182ZM186 109H188V108H186ZM240 109H241V111H240ZM161 110V109H160ZM165 110V109H164ZM191 110H193V109H191ZM224 110V111H223ZM9 111V110H8ZM12 111V110H11ZM25 111V110H24ZM24 111H23V113H24ZM38 111V110H37ZM112 111V110H111ZM117 111V110H116ZM138 111V110H137ZM258 111H260V110H258ZM29 113H31L30 111H28ZM41 112V111H40ZM157 112V114H158V111H156ZM188 112V114L189 113H191V111L190 110H188L187 111ZM187 112H185V113H187ZM229 112V111H228ZM9 113V112H8ZM16 113V112H15ZM18 113H20L19 112V110H18ZM26 113V112H25ZM32 113L34 114V112L32 111ZM38 113H39V111H38ZM46 113V112H45ZM49 113H50V111H49ZM159 113H160V111H159ZM194 113H192V114H194ZM226 113V114H225ZM242 113V114H241ZM252 113H254V112H252ZM10 114H11V112H10ZM98 114V113H97ZM166 112H165V116H166ZM250 114V113H249ZM249 114H248V119L250 120H248V122H250L249 123V126H250V129H251V127H254V129L255 130H258L259 129V127L257 128L256 126H258V122H257V120L255 121V120H251V116H249ZM257 114V113H256ZM255 114V115H256ZM19 115V114H18ZM18 115H17V117H18ZM42 115V114H41ZM48 116H49V114H47ZM175 115V114H174ZM184 115V114H183ZM262 115V112L260 113V116ZM264 115V114H263ZM11 116V115H10ZM16 116V115H15ZM20 116H23V115H20ZM26 116H28V115H26ZM47 116V117H48ZM97 116V115H96ZM100 116V115H99ZM167 116H168V114H167ZM194 116V115H193ZM258 116V115H257ZM38 117V116H37ZM40 117V116H39ZM42 117V116H41ZM40 117V118H41ZM46 117V116H45ZM44 117V118H45ZM50 117V116H49ZM58 117V116H57ZM64 117V116H63ZM169 117H170V115H169ZM183 117V116H182ZM13 118H14V116H13ZM23 118V117H22ZM56 118V117H55ZM62 118V117H61ZM61 118H60V120H61ZM172 118V117H171ZM247 118V117H246ZM259 118V117H258ZM262 118V117H261ZM25 119V118H24ZM139 123H140V125L141 124H143V125H145L146 123L147 124H149L148 122H150V126H151V120H153V119H156L155 120V122L157 123L155 126H156V128H157V126L159 127V126H161L160 128H162L161 129V131H160V134L158 135L159 137H157V133L155 134V136H156V138L155 139H164L166 136H168L167 134L168 133H170V130L171 129H169V130H167V129H165V127H164V125H162V123H164L165 122V119H164V117L163 116H161V115H157V117H155V115L153 114V112L150 110L149 112H148V114L147 115H144L143 116V114H140L139 115ZM185 119H187V117L185 118ZM188 119H189V117H188ZM192 119H194V118H192ZM15 120H16V118H15ZM19 120V119H18ZM55 120V119H54ZM59 120V119H58ZM64 120L65 119H63V123H64ZM68 120V119H67ZM113 120V119H112ZM124 120V119H123ZM23 121V120H22ZM66 121V120H65ZM184 120H182L181 122H183ZM18 122V121H17ZM21 122V121H20ZM24 122V121H23ZM49 122H50V120H49ZM52 122V121H51ZM50 122V123H51ZM61 122H62V120H61ZM70 122V121H69ZM68 122V123H69ZM113 122V121H112ZM180 122V123H181ZM193 122H194V120H193ZM13 123V122H12ZM12 123H10L9 125V131H8V133L7 134H5V136L6 137H8V138H11L12 136H13V132H12V129L13 128H16V129H18L17 127H18V125L17 124H12ZM19 123V122H18ZM22 123V122H21ZM55 122L53 121V124H54ZM58 123V122H57ZM205 123V124H204ZM24 124V123H23ZM22 124V125H23ZM61 125H62V123H60ZM66 124H67V122H66ZM71 124V123H70ZM171 124V123H170ZM187 124V123H186ZM209 125H210V122L208 123ZM21 125V127H23ZM58 125V124H57ZM56 125V126H57ZM71 125H73V124H71ZM188 125V124H187ZM214 125H216V124H214ZM213 125V126H214ZM13 126V127H12ZM28 126V125H27ZM31 126V125H30ZM29 126V127H30ZM68 126V125H67ZM66 126V127H67ZM147 126V125H146ZM154 126V127H155ZM260 126V125H259ZM60 127V126H59ZM148 127V126H147ZM209 127V126H208ZM211 127V126H210ZM209 127V128H210ZM26 128V127H25ZM156 128L154 129V130H156ZM212 128V127H211ZM210 128V129H211ZM227 128V127H226ZM264 128V127H263ZM33 129V128H32ZM59 129V128H58ZM152 129V128H151ZM150 129V127H149V131L151 130ZM152 129V131H154ZM27 131H28V128L26 129ZM30 130V129H29ZM204 130V129H203ZM208 130V129H207ZM206 130V131H207ZM227 130V129H226ZM253 130V129H252ZM13 131H14V129H13ZM54 131V130H53ZM55 131H56V129H55ZM61 131V130H60ZM59 131V132H60ZM143 131V130H142ZM264 131V130H263ZM30 132V131H29ZM40 132V131H39ZM229 132V131H228ZM231 132H232V130H231ZM15 133V132H14ZM57 133V132H56ZM62 133V132H61ZM255 133V132H254ZM18 134V133H17ZM55 134V133H54ZM197 134H198V132H197ZM226 134H227V132H226ZM251 134V133H250ZM263 134V133H262ZM60 135V134H59ZM25 136H26V138H27V144L26 145H24V147L23 148H16V147H13L12 145H2V147L3 148H6V147H8V148H6V150H4L3 152H1L0 154V179H2L6 184H8V188L10 187V189L12 190V195H11V197L13 196V197H15V196H17L19 199H22V200H25L26 202H29V204H34V201H36V199L37 198H41L42 199V197L44 196L45 197V200L46 201H48V199L51 197V196H54V195H52V190H46V187H51V186H55V187H58V189H56L55 190V192H57L58 193V195L60 194V196H65L66 195V189H65V187H66V180H63V179H61L60 178V174H61V172H60V165H58L57 163H56V159H54V156H53V153H51V150H52V148H54L53 147V145L56 143H54L53 142V139H52V137H51V134H49V135H45L44 136V139H45V141H46V145L45 146H42L41 145V143H39V142H41L40 140H39V137H38V131H35V132H31V133H27V132H25ZM61 136V135H60ZM154 136V137H155ZM170 136H171V134H170ZM237 136V135H236ZM239 136H237V137H239ZM254 136V135H253ZM257 136V135H256ZM56 137V136H55ZM206 137V136H205ZM40 138H42V137H40ZM257 138V137H256ZM238 139V138H237ZM58 140V139H57ZM199 140V139H198ZM263 140V139H262ZM61 141V140H60ZM160 141V140H159ZM169 141V140H168ZM200 141V140H199ZM198 141V142H199ZM202 141V140H201ZM257 141V140H256ZM258 141H260L259 139H258ZM257 141V142H258ZM162 142H163V140H162ZM254 142H255V140H254ZM253 142V143H254ZM57 143H58V141H57ZM164 143L166 144V141L164 140ZM168 143V142H167ZM174 143V142H173ZM172 143V144H173ZM199 143H201V142H199ZM230 143V142H229ZM235 143V142H234ZM252 142L249 144V145H251V144H253ZM263 143V142H262ZM60 144V143H59ZM59 144H56L57 145V147L56 148H62V146L61 147H58V146H60ZM61 144H62V142H61ZM175 144V143H174ZM178 144H180V143H178ZM236 144V143H235ZM257 143H255L254 145L255 146H258V144L256 145ZM169 145V144H168ZM204 145V144H203ZM227 145H228V143H227ZM233 145V144H232ZM237 145H239V144H237ZM260 145V144H259ZM261 145H263V144H261ZM169 146H171V144L169 145ZM201 146V145H200ZM229 146V145H228ZM246 146V145H245ZM124 147V146H123ZM202 147V146H201ZM230 147V146H229ZM228 147V148H229ZM240 147V146H239ZM244 147V146H243ZM166 148V147H165ZM198 148V147H197ZM228 148H227V150H228ZM247 148V147H246ZM259 148H260V146H259ZM187 149V148H186ZM205 149V148H204ZM232 149V148H231ZM231 149H230V151H228V152H231ZM234 149V148H233ZM232 149V150H233ZM235 149H237V148H235ZM261 149H263V148H261ZM166 150H169L168 148H166ZM184 150V149H183ZM242 150V149H241ZM259 150V149H258ZM264 150V149H263ZM262 150V151H263ZM1 151V150H0ZM55 151V150H54ZM195 151V150H194ZM201 151V150H200ZM200 151H198V152H200ZM256 151V150H255ZM147 152V151H146ZM169 152V151H168ZM172 152V151H171ZM178 152V151H177ZM183 152H185V151H183ZM196 152V151H195ZM241 152V151H240ZM258 152V151H257ZM256 152V153H257ZM264 152V151H263ZM188 153V152H187ZM203 153V152H202ZM79 154V153H78ZM181 154H182V152H181ZM198 154V153H197ZM243 154V153H242ZM245 154V153H244ZM252 154V153H251ZM263 154V153H262ZM77 155V154H76ZM196 155V154H195ZM203 155V154H202ZM209 155V154H208ZM230 155H231V153H230ZM232 155H233V153H232ZM231 155V156H232ZM237 155V154H236ZM259 155V154H258ZM47 156H50L48 159H47ZM180 156V155H179ZM186 156V155H185ZM197 156V155H196ZM201 156V155H200ZM240 156V155H239ZM261 158H262V155H259ZM188 157V156H187ZM198 157V156H197ZM233 157V156H232ZM178 158V157H177ZM183 158V157H182ZM191 158V157H190ZM228 158H229V156H228ZM236 158V157H235ZM196 159V158H195ZM201 159V158H200ZM241 159H244V156H243V158H241ZM251 159H252V155H251ZM254 159V158H253ZM252 159V163H254L253 160ZM188 160H190L189 159V157H188ZM212 159H210V161H211ZM232 160H233V158H232ZM236 160V159H235ZM261 160V159H260ZM124 161V160H123ZM240 161V160H239ZM39 162L40 163H46V164H44V168H43V170H44V174H45V176L47 177V179L48 180H46L41 186H36L37 185V183L35 182V180H34V178H35V175L39 172V170H40V168H41V165H39ZM125 162V161H124ZM174 162V161H173ZM198 162V161H197ZM209 162V161H208ZM234 162V161H233ZM232 163V162H231ZM237 163V162H236ZM240 163V162H239ZM124 164V163H123ZM136 164L137 163H135V168H136ZM264 164V163H263ZM28 165V166H27ZM238 165V164H237ZM241 165V164H240ZM255 165V164H254ZM254 165L252 166V167H254ZM262 165V164H261ZM231 166V165H230ZM137 167H138V165H137ZM199 167V166H198ZM200 167H201V165H200ZM245 167V166H244ZM258 167V166H257ZM104 168V167H103ZM135 168H133V169H135ZM234 168V167H233ZM199 169V168H198ZM197 169V170H198ZM205 169V168H204ZM203 169V170H204ZM214 169V168H213ZM232 169V168H231ZM235 169V168H234ZM243 169V168H242ZM253 169V168H252ZM206 170H207V167H206ZM255 170H257V169H255ZM125 171H126V176H128L129 175V171L127 170V168H125ZM199 172L198 173H201L200 172V170H198ZM214 171V170H213ZM233 171V170H232ZM236 171V170H235ZM238 171V170H237ZM259 171V170H258ZM104 172V171H103ZM137 172V171H136ZM135 172V173H136ZM229 172V171H228ZM234 172V171H233ZM232 172V173H233ZM242 172V171H241ZM252 172V171H251ZM257 172V171H256ZM133 173V172H132ZM197 173V174H198ZM203 173V172H202ZM214 173V172H213ZM243 173V172H242ZM196 174V175H197ZM215 174V173H214ZM234 174V173H233ZM257 174V173H256ZM211 175V174H210ZM263 175V174H262ZM52 176H53V178H52ZM206 176V175H205ZM212 176V175H211ZM243 176V175H242ZM264 176V175H263ZM199 177V176H198ZM204 177V176H203ZM210 177V176H209ZM126 178V177H125ZM214 178V177H213ZM248 178V177H247ZM251 178H253V177H251ZM254 178H256V176L254 177ZM253 178V179H254ZM135 179V178H134ZM127 180V179H126ZM137 180V179H136ZM198 180V179H197ZM200 180V179H199ZM210 180H211V178H210ZM255 180V179H254ZM191 181V180H190ZM202 181V180H201ZM209 181V180H208ZM207 181V182H208ZM242 181H244V180H242ZM248 181V180H247ZM259 181V180H258ZM1 182V181H0ZM135 182V181H134ZM133 182V183H134ZM187 182H189V181H187ZM244 182H246V181H244ZM208 183H210V182H208ZM255 183V182H254ZM1 184H2V182H1ZM200 184V183H199ZM256 184V183H255ZM135 185V184H134ZM136 185H137V183H136ZM140 185V184H139ZM138 185V186H139ZM204 185V184H203ZM210 185V184H209ZM208 185V186H209ZM234 185V184H233ZM258 186H259V184H257ZM6 187V186H5ZM177 187V186H176ZM206 187V186H205ZM235 187H237V186H235ZM252 187V186H251ZM209 188H210V186H209ZM209 188H208V190H209ZM234 188V187H233ZM238 189H240V188H238ZM255 189V188H254ZM31 191V190H33L34 192H35V198L34 197H32V196H29V194L30 193H28V191ZM205 189H203L202 191H204ZM207 190V189H206ZM237 190V189H236ZM258 190V189H257ZM29 191V192H30ZM49 191V193H47ZM130 191V190H129ZM141 191V190H140ZM147 191V190H146ZM150 192V191H149ZM205 192V191H204ZM27 193V194H26ZM209 193V192H208ZM207 193V194H208ZM240 193V192H239ZM260 193V192H259ZM206 194V195H207ZM248 194V193H247ZM246 194V195H247ZM255 194V193H254ZM56 195V194H55ZM57 195V196H58ZM205 195V194H204ZM205 195V196H206ZM236 195V194H235ZM246 195H244V196H246ZM59 196V197H60ZM127 196H128V198L131 200V202H132V211H131V213H129V214H126L123 210H118V209H115V208H111L109 211L107 210V212L106 213H103L102 215H99V214H97L95 211H94V209L96 208H94V209H83V208H81V207H77V206H75L74 205V202H73V200L72 199H69V201H68V203L66 204H64V203H62V202H59V201H57L56 202V204H54L53 206H51L50 208H47V207H45V208H40L39 210H40V212H42L46 217H48V218H57V222H58V225H62V227L64 226L65 227V229H67V231L69 232L68 234H70L71 233V235H74V236H79V239H80V242L82 243V244H85L87 247H90V248H92V253L93 254H96V255H98L99 257H100V259H105V260H108L111 264H135L136 263V261H140L142 264H148V262H149V259H147V258H145V256H146V254H147V252L146 251H144L145 250V247H147V243H149V240L150 241H155L156 242V239H157V235L158 234H161V235H165L166 234V232L168 231L166 228V225H165V223H163V219L161 218V213H162V209L161 208H156L155 209V211H156V215L155 216H152V215H150L149 214V212L148 211H150V202H147V201H145L144 202V200H141V196L139 195V193H138V191H135V192H129L128 194H127ZM214 196H216V195H214ZM242 196V195H241ZM235 197V196H234ZM243 197V196H242ZM264 197V196H263ZM194 198V197H193ZM211 198H212V196H211ZM217 198H219V197H217ZM249 198V197H248ZM58 199V198H57ZM196 199V198H195ZM246 199V198H245ZM259 199V198H258ZM40 200V199H39ZM61 200V199H60ZM134 200H136V202L137 203H139L140 205H141V207H144V209H145V212L147 213V214H149V216H148V219H147V223L146 224H144V227L143 226H138V222L137 221H139L138 219H143L144 217H143V215H142V213L139 211V208H140V206H137L136 205V203H135V201ZM203 200V199H202ZM219 200V199H218ZM229 200V199H228ZM41 201V200H40ZM44 201V200H43ZM216 201V200H215ZM241 201V200H240ZM193 202H194V200H193ZM242 202V201H241ZM251 202V201H250ZM254 202V201H253ZM45 203V202H44ZM191 203H192V201H191ZM36 204V203H35ZM40 204V203H39ZM187 204V203H186ZM43 205H45V204H43ZM198 205V204H197ZM40 206V205H39ZM201 206V205H200ZM212 206V205H211ZM244 206V205H243ZM251 207H252V204L250 205ZM42 207V206H41ZM234 207V206H233ZM251 207H249V208H251ZM190 208V207H189ZM211 208V207H210ZM240 208V207H239ZM248 208V209H249ZM261 208H263L262 206H261ZM187 209V208H186ZM185 209V210H186ZM199 209V208H198ZM201 209H203V208H201ZM200 209V210H201ZM247 209V210H248ZM253 210H254V208H252ZM102 210H104V209H102ZM185 210H183L184 212H185ZM205 210V209H204ZM256 210V209H255ZM152 211V210H151ZM203 211V210H202ZM211 211V210H210ZM233 211V210H232ZM240 211H241V209H240ZM143 212V211H142ZM189 212H190V210H189ZM197 212V211H196ZM196 212H190L189 214L191 215V217H192V219L194 220V223L195 224H197V221H199L198 220V217H199V213H196ZM208 212V211H207ZM206 212V213H207ZM247 212V211H246ZM246 212H244V213H246ZM251 212V211H250ZM264 212V211H263ZM211 213V212H210ZM239 213V212H238ZM237 213V214H238ZM242 213H243V211H242ZM253 213V212H252ZM143 214H145V213H143ZM184 214V213H183ZM186 214V213H185ZM201 214V213H200ZM254 214V213H253ZM1 215H2V213H0V217H1ZM190 215H188V216H190ZM206 214H204L203 216H205ZM247 215H248V213H247ZM250 215V214H249ZM184 216V215H183ZM203 216H201L200 215V217H202L203 218ZM251 216H252V214H251ZM262 216V215H261ZM130 217H134V221H131L130 220ZM143 217V218H142ZM208 217V216H207ZM263 218H264V214H263V216H262ZM261 217V218H262ZM201 218V219H202ZM244 218V217H243ZM263 218L261 219V222L263 223ZM204 219V218H203ZM234 219V218H233ZM240 219V218H239ZM253 219V218H252ZM211 221H213V220H211ZM238 221H240V220H238ZM243 221V220H242ZM255 221V220H254ZM141 222V221H140ZM204 222V221H203ZM202 222V224H205V222L203 223ZM233 222V221H232ZM235 222V221H234ZM213 223H214V221H213ZM260 223V222H259ZM259 223H258V226H260L259 225ZM207 224V223H206ZM242 224V223H241ZM240 224V225H241ZM261 224V223H260ZM256 225V224H255ZM197 226V225H196ZM239 226V225H238ZM252 226V225H251ZM257 226V227H258ZM40 227V229H52V226L51 225H49V224H47V223H42V225H40L39 226ZM250 227V226H249ZM253 227V226H252ZM255 227V226H254ZM205 228V227H204ZM207 228V227H206ZM245 228V227H244ZM248 228V227H247ZM259 228V227H258ZM58 229V228H57ZM144 229H148L149 230V235H148V237L147 236H145L144 235ZM256 229V228H255ZM261 229V228H260ZM260 229H259V231H260ZM185 230V229H184ZM204 230V229H203ZM257 230V229H256ZM66 231V232H67ZM187 231V230H186ZM194 229H193V231H192V233L190 232L188 235L186 234V236L185 235H183V237L181 238V242L183 243L182 244V247L181 248H178V247H176V250H175V252H176V256H178V254L180 253V252H183V254H184V251H186V252H188V251H191V250H194V255H197V254H199V253H203L207 248H215L216 246H214L213 245V242L212 243H206V244H201V239L202 238H200V236H198V235H196V233H194ZM253 231V230H252ZM181 232V231H180ZM179 232V233H180ZM189 232V231H188ZM187 232V233H188ZM256 232V231H255ZM157 233V234H156ZM167 233H169V232H167ZM249 233V232H248ZM239 234H244L242 231H241V233H239ZM245 235V234H244ZM263 235V234H262ZM259 236V235H258ZM260 236H261V234H260ZM241 237H242V235H241ZM245 237H247L246 235H245ZM159 238V237H158ZM170 240V239H169ZM168 240V241H169ZM167 240H166V242H168ZM158 242V241H157ZM150 244V243H149ZM148 244V245H149ZM154 244V243H153ZM167 245H169L168 243H166ZM264 244V243H263ZM153 245H151V247H152ZM157 246V245H156ZM257 246V245H256ZM150 247V246H149ZM158 247H160V246H158ZM157 247V249H159L160 250V248H158ZM168 247V246H167ZM252 247V246H251ZM259 247V246H258ZM155 248V247H154ZM247 248V247H246ZM253 248V247H252ZM152 249V248H151ZM261 249V248H260ZM150 250V249H149ZM152 250H154V249H152ZM220 250V249H219ZM218 250V251H219ZM230 250V249H229ZM164 251V250H163ZM255 251V250H254ZM258 251V250H257ZM152 252V251H151ZM220 252V251H219ZM229 252V251H228ZM263 252V251H262ZM205 253V252H204ZM216 253V252H215ZM218 253V252H217ZM157 254V258H155V263H159L161 260H162V264H172V262L170 261V259L168 258V256H166L164 253H162L161 252V250L160 251H158V253H156ZM181 254V253H180ZM183 254H182V256H183ZM228 254V253H227ZM258 254H260V252L258 253ZM186 255H187V253H186ZM207 255V254H206ZM211 255H213V254H211ZM220 255H222V254H220ZM226 255V254H225ZM262 255V254H261ZM198 256V255H197ZM181 257V256H180ZM179 257V258H180ZM184 257H185V255H184ZM261 257V256H260ZM263 257V256H262ZM179 258H177V259H179ZM205 258V257H204ZM187 259V258H186ZM185 259H183V261H184ZM205 260V259H204ZM195 261V260H194ZM197 262V261H196ZM206 262V261H205ZM252 262V261H251ZM251 262H249L248 261V259H246L245 260V263L246 264H250ZM186 263L187 264H199L198 262L197 263H188L187 262V260H186ZM185 262H184V264H186ZM207 264V263H206ZM261 264V263H260Z\"/></svg>",
    "mask_w": 264,
    "mask_h": 264
}]
</instances>
